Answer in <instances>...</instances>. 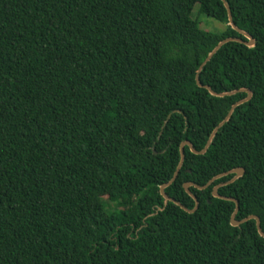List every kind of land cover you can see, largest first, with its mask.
Wrapping results in <instances>:
<instances>
[{
    "label": "trees",
    "instance_id": "16d2710c",
    "mask_svg": "<svg viewBox=\"0 0 264 264\" xmlns=\"http://www.w3.org/2000/svg\"><path fill=\"white\" fill-rule=\"evenodd\" d=\"M226 1L255 45L225 43L199 80L252 97L164 191L192 209L184 183L243 167L218 193L264 232V0ZM232 36L221 0H0V264H264L256 221L212 195L233 174L190 186L192 213L159 190L247 96L195 81Z\"/></svg>",
    "mask_w": 264,
    "mask_h": 264
},
{
    "label": "water",
    "instance_id": "95a60500",
    "mask_svg": "<svg viewBox=\"0 0 264 264\" xmlns=\"http://www.w3.org/2000/svg\"><path fill=\"white\" fill-rule=\"evenodd\" d=\"M227 10V16H228V25L235 31H237L239 34H241L243 37H245V39H242V38H239V37H227V38H224L222 40H220L216 46H214V48L207 54L206 58L203 60V62L200 64L199 68L197 69V72L195 74V81H196V84L199 86V87H202V88H205L206 90H208V92L212 95V96H215V97H224V96H229V95H234L240 91H243V92H246L247 96L241 100H238L237 102L233 103L227 113V115L224 117V119L219 122V124L212 130L211 134L209 135V138L205 144V146L203 147L202 150H196L193 145L191 144L190 141L186 140V141H183L181 144H180V159H179V162L177 164V167H176V170L172 176V178L162 184L159 188L160 190V194L161 196H163L164 198V205H166V203L168 201H171L173 203H175L176 205H178L180 208H182L183 210L187 211V212H194L197 207H198V200L196 198V196L190 191L189 187L190 186H194L198 189H204L206 188L208 185H210L216 178H219V177H222V176H227L229 174H233V177L224 182V183H219L215 186H213L212 188V195L214 197H217V198H220V199H224V200H229V201H232L235 203V208L233 210V212L231 213V216H230V223L232 226H239L240 224L250 220V219H254L256 221V227H257V230H258V233L260 234V236L264 237V232L262 231L261 229V226H260V219L257 215H249L241 220H237L236 219V214L239 210V202L237 199L233 198V197H228V196H223L221 194L218 193V188L222 185H225V184H229V183H232L234 182L235 180H237L238 178H240L243 174H244V168L243 167H237V168H234V169H231V170H228L226 172H223L221 174H218L216 176H214L213 178H211L205 185H197L193 182H186L184 183V189L185 191L193 198L194 202H195V205H194V208L192 209H188L186 208L184 205H182L179 201H177L176 199L168 196L166 193H165V188L170 185L177 177L178 175V172L183 164V161H184V146L187 145L190 149L191 152L195 153V154H203L206 152V150L208 149L213 137L215 136V134L217 133V131L219 130V128L225 124L231 117L234 109L239 106L240 104H243L247 101H249L252 97V91L250 89H247V88H240V89H235V90H231V91H222V92H217L215 90H213L209 85H205V84H202L199 80V73L202 69V67L212 58V56L218 51V49L224 45L225 43L227 42H231V41H234V42H239V43H242V44H245L247 47H253L255 45V39L253 38V36L251 34H249L247 31L239 28L235 22L233 21V17H232V13H231V9L227 3L226 0H221Z\"/></svg>",
    "mask_w": 264,
    "mask_h": 264
},
{
    "label": "rangeland",
    "instance_id": "374dc122",
    "mask_svg": "<svg viewBox=\"0 0 264 264\" xmlns=\"http://www.w3.org/2000/svg\"><path fill=\"white\" fill-rule=\"evenodd\" d=\"M196 9H197V5H195L193 12H196ZM194 15L196 16V13ZM197 17H198V20H199L201 26L206 30L220 31L225 27L224 23H221V22L215 20L214 18L208 17L205 14H197ZM109 203H111V202H109ZM112 204H114V203H112Z\"/></svg>",
    "mask_w": 264,
    "mask_h": 264
},
{
    "label": "flooded vegetation",
    "instance_id": "af4514ba",
    "mask_svg": "<svg viewBox=\"0 0 264 264\" xmlns=\"http://www.w3.org/2000/svg\"><path fill=\"white\" fill-rule=\"evenodd\" d=\"M186 141V140H185Z\"/></svg>",
    "mask_w": 264,
    "mask_h": 264
}]
</instances>
